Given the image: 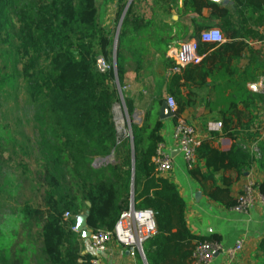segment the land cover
Listing matches in <instances>:
<instances>
[{
	"label": "trees",
	"instance_id": "16d2710c",
	"mask_svg": "<svg viewBox=\"0 0 264 264\" xmlns=\"http://www.w3.org/2000/svg\"><path fill=\"white\" fill-rule=\"evenodd\" d=\"M233 1L236 11L250 9L252 16H263L264 0ZM183 6L199 15L210 9L211 18L226 23L222 28L228 40L208 44L201 42V31L194 36L201 62L173 74L167 89V97L177 106L173 122L194 106L193 90L210 85L216 100L227 104L221 109L208 105L210 113L220 116L222 130L200 142L190 172L204 184L210 199L234 209L237 201L228 198V190H207L206 182L221 170L241 177L256 163L255 154L237 145L224 153L212 142L221 137L234 142L242 135L251 137L255 106L264 101V94L253 93L248 85L264 76V64L250 59L248 67L239 72L236 65L243 53L253 50L245 41L246 34L229 22V10L208 0H183ZM130 9L119 33L122 43L115 50L114 33L98 21L96 0H0V100L18 98L22 93L34 112V136L17 146L25 158L36 162V171L28 172L23 181L16 176L18 184L31 181L33 198L20 199L18 209L9 206L15 221L21 223L23 237L16 230L10 237L0 234V264H32L33 255L38 264H91L93 256L83 253V234L72 228L85 216L89 230L112 232L129 208L132 191L135 208L150 210L155 217L156 233L143 245L148 264H193L198 242H219L190 232L186 202L176 185L157 171L154 158L163 143L164 128L159 120L162 94L153 99L142 123L132 124V139H119L113 111L122 100L120 91L128 116L136 111L135 102L124 91L123 40L128 31L153 24ZM157 31L167 46L180 40L171 30ZM100 60L108 66L103 72ZM222 69L229 75L218 74ZM185 88L187 95L182 91ZM14 141L0 127V150ZM2 156L0 153V174L8 176ZM99 159L105 162L94 167ZM199 162L205 163L206 174L198 169ZM256 187L264 196V182ZM67 213L69 218H65ZM259 251L264 255V238Z\"/></svg>",
	"mask_w": 264,
	"mask_h": 264
},
{
	"label": "crops",
	"instance_id": "0c3cea01",
	"mask_svg": "<svg viewBox=\"0 0 264 264\" xmlns=\"http://www.w3.org/2000/svg\"><path fill=\"white\" fill-rule=\"evenodd\" d=\"M96 2L98 21L101 26L114 33V45L122 43L119 41V33L124 17L130 8L132 13L143 17L144 21H153L152 25L142 26L139 31H128L123 40L127 69L124 91L125 95L131 98L136 105V111L132 117L128 116L125 109L128 125L126 135L129 133L128 138H131L132 124L142 123L146 111L158 94L164 97L163 105L166 103L170 79L176 73L169 65L179 66L180 59L177 60L176 55H184L183 46L196 42L194 36L199 31L211 28L220 29L226 42L228 38L222 28L226 23L211 18L210 9H204L200 15L186 9L183 6V0H162V2L160 0H96ZM258 4L262 5L260 1ZM217 5L230 11L232 15L229 22L238 25L239 29L246 34L245 41L253 50V53L250 51L243 53L241 61L236 65L239 72L242 73L248 67L250 59L256 60L260 65L264 64V13L263 16L258 14L252 16L248 13L253 11L250 9L241 10L239 8L236 11V4L233 0H222ZM157 30H162L163 33L171 30L172 36H177L180 40L172 41L167 46L159 40L160 33ZM225 73L229 75V72L223 69L218 72L220 75ZM234 76L237 77V75ZM263 78L264 76L256 83H250L249 90L253 93L264 94V89L253 91L251 88V85L259 83ZM182 91L184 95L189 93L186 88ZM193 92L196 93L193 98L194 106L182 114V119L195 127L198 138L202 142L210 139L213 133L208 132L207 125L221 122L216 112L210 113L208 105L213 104L214 109H221L227 104L216 100V95L210 85L203 90H193ZM255 107L254 114L257 118L250 131L251 137L242 135L235 142L221 137L212 142L215 149L224 153L237 145L255 154L256 163L241 177L238 178L234 171L221 170L214 174L213 180L206 182L207 190H228V198L234 201H237L243 186L247 183L252 182L258 185L264 182V101L257 103ZM173 117L161 120L159 116V120L164 124L161 131L162 145L170 154L173 164L169 173L160 175L176 185L186 202L185 219L188 229L199 238H215L225 247L232 246L240 238L245 239L242 253L233 262L223 256H218L210 264H264V255L259 251V245L264 238V205L257 202L248 214H240L210 199L204 189V184L192 176L191 169L188 168L182 154L174 144L173 132L176 124L173 122ZM126 135L123 138H126ZM123 138L119 137L120 140ZM197 166L201 173H207L204 162H199ZM230 180L233 181L232 184H228ZM84 220L86 221L85 216L79 217L77 226ZM84 228H87L86 222ZM81 233L85 247L83 253L93 255L89 237ZM144 257L146 258L145 253L143 256L130 255L125 246L113 241L108 249L99 255V261L100 264H146Z\"/></svg>",
	"mask_w": 264,
	"mask_h": 264
},
{
	"label": "built area",
	"instance_id": "2783aa9c",
	"mask_svg": "<svg viewBox=\"0 0 264 264\" xmlns=\"http://www.w3.org/2000/svg\"><path fill=\"white\" fill-rule=\"evenodd\" d=\"M200 40L203 43L218 45L225 42L223 33L217 28L202 31ZM189 45L190 54L188 56H185V53L181 56L176 55L177 60L180 59V61L179 66L176 65L173 69L174 72H180L190 64H198L201 62L202 58L196 54V42ZM98 63L99 69L102 72L108 69L104 61L100 60ZM251 88L253 91L264 89V78L259 83L251 85ZM166 105L173 117L177 110L175 100L167 97ZM207 130L210 133L221 132L222 122L209 123ZM127 135L126 137L130 136L129 133ZM173 139L175 146L182 154L188 168L191 169L196 163V149L201 142L195 127L180 118L174 127ZM154 162L157 166V171L161 175L169 173L173 168L171 156L162 144L158 147ZM257 202H261L264 205V196L259 192L256 185L250 182L243 186L241 194L237 199V205L233 210L240 214H248ZM69 217L70 215L67 213L65 218ZM72 230L79 232L77 226L73 227ZM87 232L89 233L90 245L93 251L91 264H100L99 255L105 252L113 241L125 246L130 255L136 256L140 254L143 256V245L156 233L155 217L152 211L137 210L130 204L129 208L120 215L112 232L104 230L91 231L89 229ZM244 244L245 239L243 238L238 239L230 247H225L216 241L198 242L193 253V264H210L218 256H223L230 262H233L242 253Z\"/></svg>",
	"mask_w": 264,
	"mask_h": 264
},
{
	"label": "rangeland",
	"instance_id": "374dc122",
	"mask_svg": "<svg viewBox=\"0 0 264 264\" xmlns=\"http://www.w3.org/2000/svg\"><path fill=\"white\" fill-rule=\"evenodd\" d=\"M28 108L22 93L18 94V98L16 96L7 99L4 97L0 100V127L5 131V136H12L15 139L14 143H10L6 150H4L5 146H1L3 152L0 150L3 155L2 168L4 172H9L8 176L0 174V234L5 237H10V232H14V230L18 237H23L21 223L15 221L12 211L8 209L9 206L15 209L20 199L26 201L33 198L32 189H29L31 181L22 185V183L18 184L16 180L17 176L18 181H23L28 172L36 171L35 158H25L22 154L23 151L17 146L19 143L22 145L21 142L24 138L34 136V112ZM113 113L119 137L123 138L128 125L122 100L115 105ZM10 172L14 175H10ZM26 244L29 243L26 242ZM31 259L33 260L32 264H38L35 262V255Z\"/></svg>",
	"mask_w": 264,
	"mask_h": 264
},
{
	"label": "water",
	"instance_id": "95a60500",
	"mask_svg": "<svg viewBox=\"0 0 264 264\" xmlns=\"http://www.w3.org/2000/svg\"><path fill=\"white\" fill-rule=\"evenodd\" d=\"M209 1H212V2L217 3V4H220L222 2V0H209ZM117 46H118V44L116 43L115 44V50H116ZM189 46H190L189 44H185L183 46V52L185 53V56H188L190 54V48H189ZM184 58H186V57H184ZM120 94H121V99H122V102H123V93L121 91H120ZM123 106H124V103H123ZM124 108H125V106H124ZM160 116H161V120H165V119H167V118H169L171 116V113H170V111H169L166 103L161 108ZM131 139H132V135H131ZM104 162H105L104 159H99V160L95 161L94 167H97V166L103 164ZM133 194H134V192L132 191L131 206L134 208L135 205H134V197H133ZM85 222H86L85 220L82 221L77 226V228H78V231L79 232H83L84 233V236L89 237V233L84 228L85 227ZM144 262L147 264V261H146V258L145 257H144Z\"/></svg>",
	"mask_w": 264,
	"mask_h": 264
},
{
	"label": "bare ground",
	"instance_id": "6f19581e",
	"mask_svg": "<svg viewBox=\"0 0 264 264\" xmlns=\"http://www.w3.org/2000/svg\"><path fill=\"white\" fill-rule=\"evenodd\" d=\"M121 119H122V117H121Z\"/></svg>",
	"mask_w": 264,
	"mask_h": 264
}]
</instances>
